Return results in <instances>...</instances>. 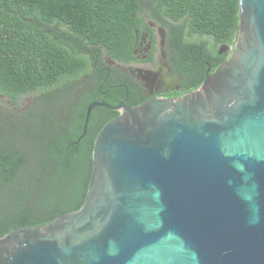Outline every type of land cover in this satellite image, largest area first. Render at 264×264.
<instances>
[{
    "label": "water",
    "instance_id": "95a60500",
    "mask_svg": "<svg viewBox=\"0 0 264 264\" xmlns=\"http://www.w3.org/2000/svg\"><path fill=\"white\" fill-rule=\"evenodd\" d=\"M194 91L117 110L81 206L0 237V264H264V0ZM226 46V45H225ZM221 51L225 50L220 46Z\"/></svg>",
    "mask_w": 264,
    "mask_h": 264
},
{
    "label": "trees",
    "instance_id": "16d2710c",
    "mask_svg": "<svg viewBox=\"0 0 264 264\" xmlns=\"http://www.w3.org/2000/svg\"><path fill=\"white\" fill-rule=\"evenodd\" d=\"M144 8L213 47L238 28L237 0H0V94L16 106L0 108V237L81 206L95 136L117 112L100 123L92 109L78 139L88 100L73 103L75 80L100 52L128 58ZM26 95L36 98L22 108Z\"/></svg>",
    "mask_w": 264,
    "mask_h": 264
},
{
    "label": "flooded vegetation",
    "instance_id": "af4514ba",
    "mask_svg": "<svg viewBox=\"0 0 264 264\" xmlns=\"http://www.w3.org/2000/svg\"><path fill=\"white\" fill-rule=\"evenodd\" d=\"M148 13L145 8L138 13L141 21L133 28L130 55L125 61H116L100 52L97 54L100 63L94 60L79 74L75 83L80 92L73 103L87 99L88 104L101 102L114 106L124 102L134 107L150 99L175 100L196 90L229 57L236 35L232 44L219 43L213 47L209 37L189 38L179 22L165 15L152 19ZM220 46L225 50L221 51ZM35 98L36 95L23 96L22 108L30 106ZM5 106L16 108L0 94V108ZM93 109H96L93 119L100 123L107 112L118 114L117 110L101 106Z\"/></svg>",
    "mask_w": 264,
    "mask_h": 264
},
{
    "label": "rangeland",
    "instance_id": "374dc122",
    "mask_svg": "<svg viewBox=\"0 0 264 264\" xmlns=\"http://www.w3.org/2000/svg\"><path fill=\"white\" fill-rule=\"evenodd\" d=\"M25 101L23 98L19 100V105L22 104V102Z\"/></svg>",
    "mask_w": 264,
    "mask_h": 264
}]
</instances>
